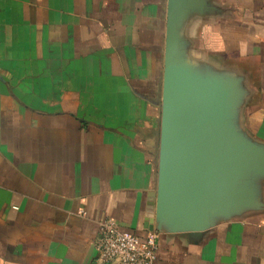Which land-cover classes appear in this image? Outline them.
<instances>
[{
    "label": "crops",
    "instance_id": "obj_1",
    "mask_svg": "<svg viewBox=\"0 0 264 264\" xmlns=\"http://www.w3.org/2000/svg\"><path fill=\"white\" fill-rule=\"evenodd\" d=\"M170 81L264 151V0H0V264H110L106 219L154 232L155 264H264V171L232 176L234 206L159 198Z\"/></svg>",
    "mask_w": 264,
    "mask_h": 264
},
{
    "label": "water",
    "instance_id": "obj_2",
    "mask_svg": "<svg viewBox=\"0 0 264 264\" xmlns=\"http://www.w3.org/2000/svg\"><path fill=\"white\" fill-rule=\"evenodd\" d=\"M175 17L176 11L171 26ZM206 93L170 81L163 94L158 196L187 213L207 205L234 206L242 194L232 192V176L244 169L264 171V151L225 142L218 97Z\"/></svg>",
    "mask_w": 264,
    "mask_h": 264
},
{
    "label": "built area",
    "instance_id": "obj_3",
    "mask_svg": "<svg viewBox=\"0 0 264 264\" xmlns=\"http://www.w3.org/2000/svg\"><path fill=\"white\" fill-rule=\"evenodd\" d=\"M156 238L150 232L144 241L135 235L121 231L110 219L100 223L98 233L93 240L97 260L110 264H155Z\"/></svg>",
    "mask_w": 264,
    "mask_h": 264
},
{
    "label": "rangeland",
    "instance_id": "obj_4",
    "mask_svg": "<svg viewBox=\"0 0 264 264\" xmlns=\"http://www.w3.org/2000/svg\"><path fill=\"white\" fill-rule=\"evenodd\" d=\"M160 126H161V122H160ZM160 128H161V127H160ZM158 135L160 136L159 133H158ZM254 150H256V151H260L259 147H258V148L254 147Z\"/></svg>",
    "mask_w": 264,
    "mask_h": 264
}]
</instances>
